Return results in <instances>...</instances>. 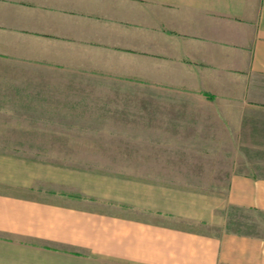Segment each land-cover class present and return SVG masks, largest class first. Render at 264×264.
Wrapping results in <instances>:
<instances>
[{
	"label": "crops",
	"instance_id": "obj_1",
	"mask_svg": "<svg viewBox=\"0 0 264 264\" xmlns=\"http://www.w3.org/2000/svg\"><path fill=\"white\" fill-rule=\"evenodd\" d=\"M0 54L147 84L165 140L231 154L220 177L218 156L105 167L0 147V264H264V0H0ZM185 99L213 112H167Z\"/></svg>",
	"mask_w": 264,
	"mask_h": 264
},
{
	"label": "rangeland",
	"instance_id": "obj_2",
	"mask_svg": "<svg viewBox=\"0 0 264 264\" xmlns=\"http://www.w3.org/2000/svg\"><path fill=\"white\" fill-rule=\"evenodd\" d=\"M104 80L108 79L85 70L25 67L0 54V147L32 152L48 160L105 167H122L110 161L129 155L160 161L167 156L173 160L180 156H218L207 148L183 149L176 139L165 140L169 134L164 131L162 93L160 100L155 101L147 84H107ZM207 96L213 99L210 94ZM168 109L176 114L213 112L196 99L174 102L173 108ZM221 153L220 177H224L230 162L227 156L231 154ZM199 164L191 168L201 172L203 164ZM228 214L232 225L249 229L244 223L248 221L254 224L253 230L261 231L253 222L258 216L246 211Z\"/></svg>",
	"mask_w": 264,
	"mask_h": 264
}]
</instances>
